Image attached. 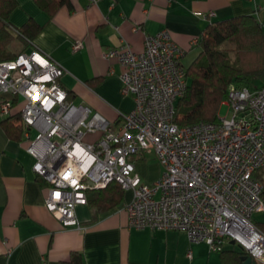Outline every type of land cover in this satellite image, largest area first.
<instances>
[{"label": "built area", "instance_id": "1", "mask_svg": "<svg viewBox=\"0 0 264 264\" xmlns=\"http://www.w3.org/2000/svg\"><path fill=\"white\" fill-rule=\"evenodd\" d=\"M83 45L76 40L72 51ZM185 54L169 29L147 35L141 52L125 43L103 53L123 67L122 92L135 102L116 130L99 112L69 100L60 82L66 69L34 46L0 62V94L11 95L0 101V115L18 113L36 132L26 134L27 151L48 185L46 207L63 226H80L76 207L87 204L88 190L117 182L133 193L126 206L131 228L182 231L213 251L230 240L264 264V233L252 221L264 212L263 185L254 177L264 167V87L232 84L227 117L180 126L174 119L188 85ZM97 132L95 143L83 142ZM150 150L163 167L151 184L130 160Z\"/></svg>", "mask_w": 264, "mask_h": 264}, {"label": "crops", "instance_id": "2", "mask_svg": "<svg viewBox=\"0 0 264 264\" xmlns=\"http://www.w3.org/2000/svg\"><path fill=\"white\" fill-rule=\"evenodd\" d=\"M17 2L11 24L20 27L33 18L43 25L33 45L66 69L60 82L69 100L99 112L116 130L123 124L121 114L135 102L122 92L123 67L104 58L106 50L128 43L141 52L147 35L169 29L189 64L200 52L202 33L214 22L255 14L264 31V0H70L71 6L61 7L51 19L35 0ZM76 40L84 45L73 52ZM22 45L17 41L13 47ZM6 98L11 95L0 94V101ZM15 119L21 133L0 124V264H68L74 254L85 264H223L219 251L205 242L191 243L185 232L131 228L126 209L131 190H124L120 206L106 211L78 205L80 226H63L46 207L48 185L34 171L36 159L27 151L36 132L19 116ZM130 160L145 182L161 177L163 167L154 151Z\"/></svg>", "mask_w": 264, "mask_h": 264}, {"label": "trees", "instance_id": "3", "mask_svg": "<svg viewBox=\"0 0 264 264\" xmlns=\"http://www.w3.org/2000/svg\"><path fill=\"white\" fill-rule=\"evenodd\" d=\"M39 8L51 19L63 6H71L70 0H35ZM17 0H0V62L14 60L26 52L41 32L43 25L30 18L17 27L10 22ZM19 41L21 48L14 49ZM200 52L187 69L186 93L176 106L174 122L180 126L197 122H217L219 108L226 100L229 87L258 89L264 87V31L255 14L232 17L208 25L199 41ZM259 80L261 85L255 84ZM19 114L5 117L0 124L8 131L21 129L14 119ZM17 120V119H15ZM263 185L264 167L254 172ZM121 185L111 182L105 188L87 191V204L98 212L106 211L123 203ZM252 221L264 233V212ZM223 264H245L250 254L244 249L225 247L219 250ZM68 264H85L83 257L74 254Z\"/></svg>", "mask_w": 264, "mask_h": 264}, {"label": "rangeland", "instance_id": "4", "mask_svg": "<svg viewBox=\"0 0 264 264\" xmlns=\"http://www.w3.org/2000/svg\"><path fill=\"white\" fill-rule=\"evenodd\" d=\"M28 50V49H27ZM194 61V60H193ZM192 61V62H193ZM191 62V63H192ZM191 63H189V64H187L186 63V61H185V59L184 58H182V64H183V66H185V68H188L190 65H191ZM229 113H230V108H229V106L227 105V104H225V101L223 102V104L220 106V108H219V116L220 117H227L228 115H229ZM33 135H34V133H33ZM100 133L99 132H97V133H88L84 138H83V142L84 143H86V144H92V143H95L97 140H99V138H100ZM262 216V213H257V214H255V217H261ZM226 246L227 247H230V246H232L233 248H235V249H240V246L237 244V243H233V244H231L230 243V240H227L226 241Z\"/></svg>", "mask_w": 264, "mask_h": 264}, {"label": "water", "instance_id": "5", "mask_svg": "<svg viewBox=\"0 0 264 264\" xmlns=\"http://www.w3.org/2000/svg\"><path fill=\"white\" fill-rule=\"evenodd\" d=\"M245 264H257V263L254 261L252 256H248L245 259Z\"/></svg>", "mask_w": 264, "mask_h": 264}]
</instances>
